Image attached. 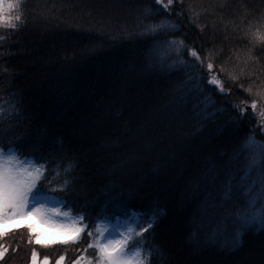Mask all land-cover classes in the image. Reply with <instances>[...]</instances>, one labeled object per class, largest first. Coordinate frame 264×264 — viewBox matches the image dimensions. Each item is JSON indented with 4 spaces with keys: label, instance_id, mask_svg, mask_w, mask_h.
Returning a JSON list of instances; mask_svg holds the SVG:
<instances>
[{
    "label": "trees",
    "instance_id": "trees-1",
    "mask_svg": "<svg viewBox=\"0 0 264 264\" xmlns=\"http://www.w3.org/2000/svg\"><path fill=\"white\" fill-rule=\"evenodd\" d=\"M19 2L23 23L0 25V97L10 112L0 143L21 137L26 152L33 142L51 152L42 187L69 180L54 195L72 214L90 213L88 231L99 213L162 209L143 237L155 248L152 264H264V227L237 243L239 208L222 195L225 179L250 160L244 141L264 144V0H173L166 11L153 0ZM165 19L178 30L145 33ZM170 40L186 47L177 54ZM61 157L73 162L67 175ZM89 243L84 232L42 246L20 227L0 238V264H31L33 248L39 262L75 264L93 256Z\"/></svg>",
    "mask_w": 264,
    "mask_h": 264
},
{
    "label": "snow or ice",
    "instance_id": "snow-or-ice-1",
    "mask_svg": "<svg viewBox=\"0 0 264 264\" xmlns=\"http://www.w3.org/2000/svg\"><path fill=\"white\" fill-rule=\"evenodd\" d=\"M159 10L166 11L173 3L168 0L167 4H163L161 0H153ZM17 10V15L6 16V11L12 9ZM21 5L19 0H9L6 4L5 0H0V24L7 23L9 27L16 29L18 24L23 23V13L20 11ZM156 13L146 12L147 15H155ZM165 25L168 28H165ZM172 30L177 31L176 25L168 20H161L157 23H150L145 26V33L157 34L159 31ZM0 39H4L0 37ZM170 44H177V54L180 48L186 47L183 41L170 40ZM190 57L196 61L203 63L195 49H188ZM183 63V62H181ZM208 69H212V64L207 65ZM208 83L216 87L218 92L223 94V83L212 77ZM198 86V85H197ZM9 101L0 97V119L6 118V113L10 115L5 105ZM212 102H209V105ZM17 102L12 101V108L18 113ZM233 107H238L233 105ZM251 108H256V102L253 101ZM243 115L244 108H238ZM264 117V111L261 112ZM242 148L253 149V158L248 161L247 165L241 170L242 174L236 183L235 174H229L225 179L223 187V199L225 201H235L241 199L245 205L243 210H237L234 214L235 219L239 221L241 229L236 232V242L243 231L250 229L253 225L264 227V144H258L254 137H248L241 145ZM53 154L46 152L39 142H33L26 152L21 137L16 138V142H9L7 146L0 143V238L5 237L10 232L20 227H26L35 235V242L42 246H48L54 243H74L81 238V234L87 232L89 237H93V231H88V225L84 223L85 217L90 213H80L73 216L71 210L61 212L58 208H49L47 204L56 200L60 202L62 198L56 197L57 192H64L70 187V181L65 179L58 187L46 190L42 187V181L46 180L49 175L47 165L52 161ZM40 161V163H37ZM61 164L64 165L63 172L65 175L73 170V162H64L60 158ZM259 167L258 179H251L254 168ZM57 177L61 172L57 170L54 173ZM257 183L259 187L256 188ZM255 189V191H253ZM66 203V201H64ZM260 207H256L257 204ZM162 209H152L146 214H137L127 217H117L123 219L124 223L115 231H110L111 217L106 213H99L96 217L95 236L93 242L89 243L90 248L96 250V260L87 261V264H152L155 255V248L145 247L143 237L150 232L158 223V218L162 215ZM31 217L50 227L62 232L70 233L68 239L60 241H47L42 239L43 233L39 232L33 223L16 224L15 228H7L5 225L10 221H26ZM58 217L63 218L58 221ZM100 221L106 222L105 224ZM138 229V231H137ZM118 237V238H112ZM7 249L0 245V258L5 256ZM64 257L61 256L56 260V264H62ZM31 264H40L35 248L32 250ZM42 264H49L48 257H45ZM79 264V261L76 262Z\"/></svg>",
    "mask_w": 264,
    "mask_h": 264
},
{
    "label": "rangeland",
    "instance_id": "rangeland-1",
    "mask_svg": "<svg viewBox=\"0 0 264 264\" xmlns=\"http://www.w3.org/2000/svg\"><path fill=\"white\" fill-rule=\"evenodd\" d=\"M5 15L7 16V14H5ZM0 25H3L4 26V25H6V23L0 24ZM249 151H250V160H251L253 158V149L247 148L246 154L248 156H249ZM241 174H242V171H240V174H237L235 176L236 177V180H234L233 183H236V181L239 180V177H240ZM258 177H259V167L257 166V168H254L253 171H252V174H251V178L249 180V183L251 182V179H258ZM258 187H259V183H257V185H256V188H258ZM253 191H255V189H253ZM235 202L237 203V206L236 207L239 208V210H243V208L245 207L243 201L241 199H236ZM47 207H49V208H58L61 212H63V211H69L68 209H66L63 206V202L62 201H60V202H57L56 200L50 201L47 204ZM256 207H260V204L258 203L256 205ZM72 215L73 216H76L74 214H72ZM127 216H124V217H127ZM132 216L134 217L135 214L132 213ZM120 218H123V217H120ZM57 219H58V221H60L63 218L58 217ZM18 223H20V224L33 223L35 225V227L37 228V230L39 232H42L43 233L42 239L47 240V241H60L62 239H68L69 236L71 235L70 233L59 231L57 229H54V228L50 227L49 225H46V224L41 223L38 220V218H36V217H31V218H29L26 221H10V222H8L5 225V227H7V228H14L15 225L18 224ZM96 223H97V221H96ZM100 223L106 225V222H104V221H100ZM123 223H124V220L123 219H117V217L111 218V228L109 230L110 231H115L116 228H120V230L123 231V227H121V225ZM137 231H138V229H137ZM93 233H94V236H95V227H94ZM32 235H33V239L35 241V235L34 234H32ZM94 236L93 237H90V242H93ZM112 238H118V237H112ZM95 253H96V250H95ZM95 253L92 252V255H93L92 257L80 258L78 260L79 261V264H87V261H89V260L95 262V260H96V254ZM42 262L43 261H41L40 264H42Z\"/></svg>",
    "mask_w": 264,
    "mask_h": 264
}]
</instances>
